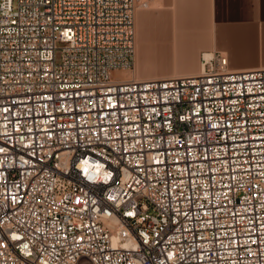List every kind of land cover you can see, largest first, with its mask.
<instances>
[{
  "label": "built area",
  "instance_id": "2783aa9c",
  "mask_svg": "<svg viewBox=\"0 0 264 264\" xmlns=\"http://www.w3.org/2000/svg\"><path fill=\"white\" fill-rule=\"evenodd\" d=\"M138 0H0V264H264V66L136 64Z\"/></svg>",
  "mask_w": 264,
  "mask_h": 264
},
{
  "label": "crops",
  "instance_id": "0c3cea01",
  "mask_svg": "<svg viewBox=\"0 0 264 264\" xmlns=\"http://www.w3.org/2000/svg\"><path fill=\"white\" fill-rule=\"evenodd\" d=\"M163 1L138 0L135 77L197 73L201 51L225 52L231 68L264 66V0Z\"/></svg>",
  "mask_w": 264,
  "mask_h": 264
},
{
  "label": "rangeland",
  "instance_id": "374dc122",
  "mask_svg": "<svg viewBox=\"0 0 264 264\" xmlns=\"http://www.w3.org/2000/svg\"><path fill=\"white\" fill-rule=\"evenodd\" d=\"M163 3H164L163 0H150V5H157V6H159L161 4L163 6ZM169 15H171V14H169ZM136 17H137V14H136ZM201 52H203V51H201ZM201 52H199V59L201 57ZM136 62H137V53H136ZM171 65L173 66V69L175 67H177L176 61L172 60L171 61ZM135 67H136V64H135ZM115 74L118 75V76H126V75H128L127 71H115Z\"/></svg>",
  "mask_w": 264,
  "mask_h": 264
},
{
  "label": "bare ground",
  "instance_id": "6f19581e",
  "mask_svg": "<svg viewBox=\"0 0 264 264\" xmlns=\"http://www.w3.org/2000/svg\"><path fill=\"white\" fill-rule=\"evenodd\" d=\"M136 29H137V28H136ZM136 53H137V37H136ZM136 66H137V62H136ZM135 70H136V67H135L133 70L127 69L126 71H127L128 75H126V76H130V75H132V73H133Z\"/></svg>",
  "mask_w": 264,
  "mask_h": 264
}]
</instances>
